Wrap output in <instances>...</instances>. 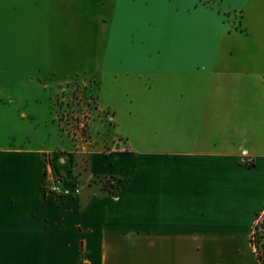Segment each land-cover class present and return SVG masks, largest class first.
I'll list each match as a JSON object with an SVG mask.
<instances>
[{"label": "crops", "instance_id": "crops-1", "mask_svg": "<svg viewBox=\"0 0 264 264\" xmlns=\"http://www.w3.org/2000/svg\"><path fill=\"white\" fill-rule=\"evenodd\" d=\"M97 76L166 91L168 130L114 134L81 186L45 163L52 96ZM263 213L264 0H0V264H260Z\"/></svg>", "mask_w": 264, "mask_h": 264}, {"label": "rangeland", "instance_id": "rangeland-1", "mask_svg": "<svg viewBox=\"0 0 264 264\" xmlns=\"http://www.w3.org/2000/svg\"><path fill=\"white\" fill-rule=\"evenodd\" d=\"M152 83L133 78L127 82L124 78L115 80L106 76L100 81L98 76L90 80L79 77L56 89L52 96V112L63 145L53 155L45 156V163L51 165L53 161L61 172L75 177L79 185L84 186L87 179L97 181L88 171L91 152L97 147L104 150L114 134L132 137L135 142H146L145 147L161 146L159 142L164 139L157 137H166L167 113L166 108L154 105L162 101L160 96L164 98L163 92L166 91L157 90L156 84ZM153 100H156L155 104L150 102ZM51 169L49 176L45 177V189L53 182H63L60 177L53 176ZM100 181L115 192L116 189L109 187L105 180ZM263 217L264 213L259 224ZM262 232L260 228L259 233ZM261 252L264 251L261 249Z\"/></svg>", "mask_w": 264, "mask_h": 264}, {"label": "trees", "instance_id": "trees-1", "mask_svg": "<svg viewBox=\"0 0 264 264\" xmlns=\"http://www.w3.org/2000/svg\"><path fill=\"white\" fill-rule=\"evenodd\" d=\"M260 228L263 229V232L261 234L259 233ZM250 242L252 246L255 248V254L257 260L259 261L260 264H264V252L263 253L261 252V249L264 251V217L262 223L259 224V222H257L254 225L253 231L250 235Z\"/></svg>", "mask_w": 264, "mask_h": 264}, {"label": "built area", "instance_id": "built-area-1", "mask_svg": "<svg viewBox=\"0 0 264 264\" xmlns=\"http://www.w3.org/2000/svg\"><path fill=\"white\" fill-rule=\"evenodd\" d=\"M46 192L54 193L59 196H69V195H78L79 189H69L63 186L61 183H55L53 182L47 189H45Z\"/></svg>", "mask_w": 264, "mask_h": 264}]
</instances>
